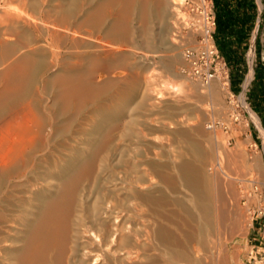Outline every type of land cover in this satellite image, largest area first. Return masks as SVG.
I'll return each mask as SVG.
<instances>
[{
    "label": "bare ground",
    "instance_id": "1",
    "mask_svg": "<svg viewBox=\"0 0 264 264\" xmlns=\"http://www.w3.org/2000/svg\"><path fill=\"white\" fill-rule=\"evenodd\" d=\"M0 3V264L200 263L189 247L206 240L209 246L213 238L208 235L227 221V201L220 190L226 176L220 168L206 171L209 150L204 152L192 138L190 122L175 123L182 128L175 127L179 130H172L168 140L177 149L173 155L172 149L167 152L165 163L150 150L156 142L137 137L139 145L131 144L130 137L139 134L133 132L134 118L149 99L145 91L134 89L133 81L132 89L120 90V85L121 93L115 95L117 79L109 73L115 66L130 65L131 56L124 53L128 39L137 35L148 50L171 42L168 19H182L176 3ZM154 19L162 24L159 34L152 29ZM165 51L160 64L176 76L178 55L169 45ZM100 68L105 75L94 80ZM141 81L143 90L152 91L150 80ZM158 85L154 100L163 97L162 90L171 94L182 89L170 80ZM207 93L213 97L215 88L209 85ZM129 110L136 116L126 121ZM78 130L81 135H74ZM255 168L264 177V169ZM144 215L147 223L140 221ZM147 246L155 251L147 253Z\"/></svg>",
    "mask_w": 264,
    "mask_h": 264
},
{
    "label": "rangeland",
    "instance_id": "2",
    "mask_svg": "<svg viewBox=\"0 0 264 264\" xmlns=\"http://www.w3.org/2000/svg\"><path fill=\"white\" fill-rule=\"evenodd\" d=\"M173 2L176 3L173 5V7H176L175 11L178 13L177 17L181 16L182 19H168L169 22H172L171 25L169 24L170 33L167 36L169 39H171V42L170 40H167V43H169L165 44L166 46L158 43L155 49L148 50L140 45V39L136 35L134 36L133 40L128 39L129 41L127 40V42L125 41L124 43V53L130 54L131 56L129 60L130 65L127 67H122L123 69L121 66L120 69L119 66H115L109 70L111 77L117 79L115 81V88L113 90L115 95L121 93V91L118 90L120 88V90H123V88L132 89V86L136 85L134 86V89L138 88L137 90L141 92L145 91L147 94L146 99H149V101L146 100L147 102L145 109L142 110L145 113L142 112L140 115L138 114V116L135 114L137 118L133 114V116L131 115L132 112L130 110L125 114L126 121L129 120V116L130 119L131 117H135L134 123L132 124L134 128L133 132L134 134L139 133L138 135H132L129 140H131V144H134V146L139 145V143L136 144L138 141L137 137H142V141L146 140V142L149 143L156 142L155 144L158 146L153 147L155 151L153 148L150 150H152L155 154L157 153L156 159L165 163V159H167L168 156L176 153L177 145L175 144L176 147L173 146L176 148L173 150L172 145H174V143L169 141L173 138V136H169V134H176L174 130L176 132L179 130V127L178 129L175 127L179 126L180 124L175 123H180L181 121L192 123H189V126L191 127L189 129L190 135H193L192 138H196L195 141L201 144V147L204 148V152L205 150H209L206 152V154H209V157L212 158L208 159V156L204 153L207 157L205 158L204 162V165H206L205 168H210L206 171L210 172L215 171L214 169H216L217 172L222 169V172H220L222 173L223 177H227H225L226 179L221 178L222 181L220 184V190L222 195L225 194L223 197L227 201L228 213L230 215L229 216L227 214V221H225L224 226L220 228L219 232L208 235L209 238L211 236L213 238L211 239L212 243L209 242V246L206 245L208 243H206L207 240L205 241L204 245H188V247L191 245L189 250L192 257L194 254V258H200L197 259L198 262H200L198 264H215L214 262L216 261H218L219 264L220 262L224 264H264V177L260 172H258V169L255 168L261 166V168L264 169V119L261 118L259 120V118L251 109L250 105H247L245 110H242L240 107L237 108L239 113L238 118L232 120L230 113L232 110H234V105L227 101V88L220 77H216L207 81V85L206 81L202 82L195 77L182 74L179 71L178 67L182 63L180 53L181 49L183 46L192 45L194 43V40L197 36V28L199 27V18L197 13L189 8L188 3L184 2L183 0H173ZM152 21H155L153 23L151 22V25L153 26H151L152 29L157 34H159L162 29L161 22L158 21V19H154ZM132 23L133 27L136 28L137 24L134 19ZM3 36H5V34ZM6 37L9 39V36ZM167 45H169L170 48H172L177 53L179 58L176 67L178 75L176 76L168 75L162 68L159 61L160 54L166 52L165 50L167 49ZM262 49H264V45ZM218 51L221 54L224 53L219 48ZM94 53H96L99 57L105 56V52L102 49H95ZM224 54L223 57L226 61ZM259 60L263 62L264 66V54ZM98 71L99 73L94 75V80H100L105 75L103 69L101 70L100 68ZM121 76L126 78H120ZM249 77L250 68L247 70V72L245 70L243 84L249 80ZM118 78L120 79V82L118 81ZM142 78H147V80H150L151 85L149 88H152V91L148 90V92H146V90H143L145 89L146 85L141 81ZM137 79L138 82L136 81ZM164 80H170L172 82L179 83L183 86V88L181 89V92H176L177 94L174 92H172L173 94H167L165 93V90H162L164 92L163 97L154 100V90L158 89V84ZM131 81H133V85ZM118 83L120 84L118 85ZM215 83H218L217 90L219 95L215 93L212 99L203 98L202 94L204 91L208 89L209 85L215 88ZM260 84H264V78L261 80ZM120 85L122 86L120 87ZM142 85H145V87ZM116 88V92L119 91V93L115 92ZM215 95L217 96L215 97ZM235 99L240 101L241 97L236 96ZM114 114L119 115V111H115ZM81 115L82 113H80L79 118ZM207 124H210V126ZM181 125L180 129L182 128ZM195 126H198L199 130L192 128ZM139 130H141L143 134L146 133L145 136L141 135ZM172 130L173 133L171 132ZM74 135H81V132L78 130L74 133ZM119 142L122 144L121 140ZM171 149L174 153L171 151ZM152 151H150V154H153ZM169 151L171 152L169 153ZM167 152L170 155H166L168 154ZM253 163H256V165ZM218 168L220 169L217 170ZM101 171H106V168L101 169ZM116 181H118V179H116ZM142 216L140 217V221L147 223V219H145L147 216L144 215V218H142ZM212 240L216 244H213ZM208 241L210 240L208 239ZM149 248L150 247H148L147 251L150 250L151 252L149 251L147 253H152L155 251ZM199 249L201 251L204 250L203 252L205 253L201 252ZM204 255L205 258H207L209 255H213L215 258L210 256V258L201 259V257ZM159 263L168 262L165 260H160Z\"/></svg>",
    "mask_w": 264,
    "mask_h": 264
},
{
    "label": "crops",
    "instance_id": "3",
    "mask_svg": "<svg viewBox=\"0 0 264 264\" xmlns=\"http://www.w3.org/2000/svg\"><path fill=\"white\" fill-rule=\"evenodd\" d=\"M211 2L213 8V0ZM218 4L225 5V8L229 11V17L233 19V25L237 26L242 22L249 24V28L243 30L239 37L240 45H238V48L242 47L243 49V58L240 62L228 61L230 53L225 48L228 49L230 43L225 45L224 49H221L226 57L228 88L238 97H241L247 105H250L259 120L264 119V84H260L264 78V66L263 62L259 60L264 54V49H262L264 45V0H219ZM228 39L232 42L237 37L231 32ZM249 68V80L243 84L245 70L247 72ZM217 84L215 83V91L219 95ZM207 91L208 89L202 94L203 98L212 99L213 97Z\"/></svg>",
    "mask_w": 264,
    "mask_h": 264
},
{
    "label": "built area",
    "instance_id": "4",
    "mask_svg": "<svg viewBox=\"0 0 264 264\" xmlns=\"http://www.w3.org/2000/svg\"><path fill=\"white\" fill-rule=\"evenodd\" d=\"M183 1L188 3L189 8L197 13L199 27L194 43L183 46L181 49L182 63L179 66V71L202 82L212 77H220L227 88V101L234 105V110H232L230 116L232 120H235L239 115L237 108L240 107L245 110L247 103L242 98L240 101L236 100L237 95L228 88L227 63L212 39L215 22L212 2L211 0ZM207 125L210 126V124Z\"/></svg>",
    "mask_w": 264,
    "mask_h": 264
},
{
    "label": "trees",
    "instance_id": "5",
    "mask_svg": "<svg viewBox=\"0 0 264 264\" xmlns=\"http://www.w3.org/2000/svg\"><path fill=\"white\" fill-rule=\"evenodd\" d=\"M219 0H213V11H214V31H213V39L219 49H224L225 45L228 44V49L225 48L226 51L230 53L228 57V61L230 62H240L243 58V49L238 48L240 45V33L249 28V24L233 25V19L229 16V11L225 8L224 4H218ZM233 33L234 36L237 37L236 40L230 42L229 41V33ZM236 41V42H235ZM227 47V46H226Z\"/></svg>",
    "mask_w": 264,
    "mask_h": 264
}]
</instances>
